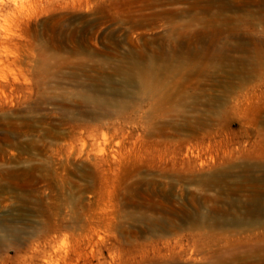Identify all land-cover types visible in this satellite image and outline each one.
<instances>
[{
  "label": "rangeland",
  "instance_id": "obj_1",
  "mask_svg": "<svg viewBox=\"0 0 264 264\" xmlns=\"http://www.w3.org/2000/svg\"><path fill=\"white\" fill-rule=\"evenodd\" d=\"M184 45V102L127 84ZM0 230V264H264V0H0Z\"/></svg>",
  "mask_w": 264,
  "mask_h": 264
},
{
  "label": "bare ground",
  "instance_id": "obj_2",
  "mask_svg": "<svg viewBox=\"0 0 264 264\" xmlns=\"http://www.w3.org/2000/svg\"><path fill=\"white\" fill-rule=\"evenodd\" d=\"M213 50L217 51L215 49ZM258 53L257 57H259ZM214 58V53L212 52H205L200 48H192L190 45L185 46V49L179 51L177 54L175 53L173 54V56H167V58L164 59L161 65L160 63H158L159 57L157 56H153L152 58H150L148 63L143 64L141 66L137 65L139 62L134 63L125 74L126 82L130 85L140 86L147 92H149L154 98V100H156L157 103L160 104L159 107H163L167 104L170 105L175 102H184L183 100H186L189 96L186 97L185 95H182L183 93L181 91L174 93L172 91V86L177 81H173L174 83L166 82L164 80L165 73H170V75L175 74L176 76L181 77L191 75L194 76L195 74L202 73L209 67L215 66V64L212 63L214 62ZM88 100L91 103L99 104L98 100L94 97H89ZM222 174H225V172L220 173V175ZM218 180L219 179H217L216 176V178L208 177L201 179L200 182L202 184L215 185L219 184L220 181ZM252 183L253 181L251 179H245V185H248L250 188L253 187ZM260 197L261 193L251 194L249 198L251 200L247 202L248 211L252 209V207L250 206H256L253 209L259 210L260 202H258L257 200H260ZM1 247L4 248V235L0 234V248ZM229 255V258H231L230 261H227L225 259V255H219V258L217 259L218 261L214 262L213 264H231L232 261L238 258L235 253Z\"/></svg>",
  "mask_w": 264,
  "mask_h": 264
}]
</instances>
